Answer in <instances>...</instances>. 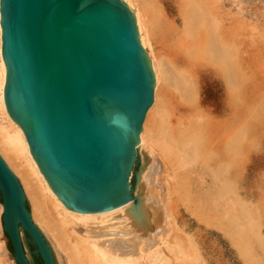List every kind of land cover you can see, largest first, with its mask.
<instances>
[{
  "label": "bare ground",
  "instance_id": "6f19581e",
  "mask_svg": "<svg viewBox=\"0 0 264 264\" xmlns=\"http://www.w3.org/2000/svg\"><path fill=\"white\" fill-rule=\"evenodd\" d=\"M122 2L134 13L153 73V101L135 148L143 163L135 194L100 213L64 206L9 117L0 26V157L18 180L30 221L52 264H201L179 233L187 225L178 203L199 221L234 226L235 242L245 251L251 238H260L236 194L235 168L249 153L248 138L264 136V0ZM252 181L246 174V195ZM3 212L0 200V264H17L5 247ZM18 234L23 247L21 227Z\"/></svg>",
  "mask_w": 264,
  "mask_h": 264
},
{
  "label": "water",
  "instance_id": "95a60500",
  "mask_svg": "<svg viewBox=\"0 0 264 264\" xmlns=\"http://www.w3.org/2000/svg\"><path fill=\"white\" fill-rule=\"evenodd\" d=\"M0 26L5 108L52 192L77 213L127 203L154 87L134 13L122 0H0ZM0 200L17 264H29L19 227L52 264L1 157Z\"/></svg>",
  "mask_w": 264,
  "mask_h": 264
},
{
  "label": "rangeland",
  "instance_id": "374dc122",
  "mask_svg": "<svg viewBox=\"0 0 264 264\" xmlns=\"http://www.w3.org/2000/svg\"><path fill=\"white\" fill-rule=\"evenodd\" d=\"M259 5L264 11V3ZM262 32L264 33V31ZM247 147H249V153L246 158L244 157L236 163V194L242 202H245L246 209L250 211L249 217L258 223L257 232L260 242L257 243L254 238H251V244L247 246L245 251H241L242 249L236 244L235 235L232 233L234 226L225 225L224 222L199 221L191 208L186 209V206L178 203L176 211L183 214L187 225L186 227L180 226L179 233L194 245L198 262L201 264H264V136L260 139L248 138ZM147 152L143 148V153L147 158H151L153 155L149 151ZM142 167L141 155L136 151V159L129 177L132 197L135 194L137 174ZM237 171H243L244 174L238 175ZM245 173L251 176V181L254 179L253 184L247 189V195L243 190L246 185V182L244 185ZM26 207L29 209L28 205ZM5 247L11 254L12 249L7 241ZM160 248L167 257L170 256L163 245ZM23 249L30 257V264H42L40 258L34 254L35 248L27 236L23 239Z\"/></svg>",
  "mask_w": 264,
  "mask_h": 264
}]
</instances>
